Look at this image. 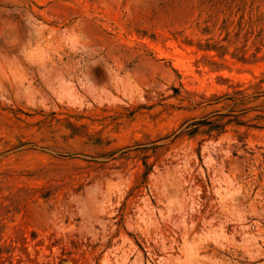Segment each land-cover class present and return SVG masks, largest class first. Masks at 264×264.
Masks as SVG:
<instances>
[{
	"label": "rangeland",
	"instance_id": "obj_1",
	"mask_svg": "<svg viewBox=\"0 0 264 264\" xmlns=\"http://www.w3.org/2000/svg\"><path fill=\"white\" fill-rule=\"evenodd\" d=\"M0 250L264 264V0H0Z\"/></svg>",
	"mask_w": 264,
	"mask_h": 264
},
{
	"label": "trees",
	"instance_id": "obj_2",
	"mask_svg": "<svg viewBox=\"0 0 264 264\" xmlns=\"http://www.w3.org/2000/svg\"><path fill=\"white\" fill-rule=\"evenodd\" d=\"M7 249H8L9 251H11V250H12V249H10V247H8ZM0 252H1V250H0Z\"/></svg>",
	"mask_w": 264,
	"mask_h": 264
}]
</instances>
